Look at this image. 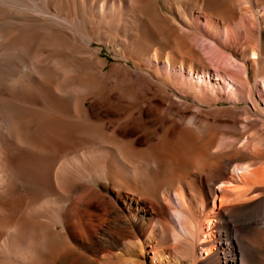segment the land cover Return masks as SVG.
<instances>
[{
  "label": "bare ground",
  "instance_id": "6f19581e",
  "mask_svg": "<svg viewBox=\"0 0 264 264\" xmlns=\"http://www.w3.org/2000/svg\"><path fill=\"white\" fill-rule=\"evenodd\" d=\"M262 157L264 0H0V264H264Z\"/></svg>",
  "mask_w": 264,
  "mask_h": 264
},
{
  "label": "rangeland",
  "instance_id": "374dc122",
  "mask_svg": "<svg viewBox=\"0 0 264 264\" xmlns=\"http://www.w3.org/2000/svg\"><path fill=\"white\" fill-rule=\"evenodd\" d=\"M200 45L202 46V43H199V45H198V47H200V49H201L202 47ZM211 45H213V43ZM216 45H218V46H216ZM101 46L103 48L102 55L104 57H108V59H110L109 60L110 63H116L115 48L114 47H107L106 45H101ZM213 47H215L217 49L219 48L218 50H220V48H221L218 43L214 44ZM236 51H238V47L236 48ZM207 55H208L207 66L209 67V70L212 72V74L216 73V69H223L226 67V65L224 63L223 64L222 63L220 64V62L218 63V61L215 58H213V56H211L210 54H207ZM182 98L187 99L183 96H182ZM227 105H229V104L228 103L222 104V106H227ZM210 115H212V113ZM217 117L220 121H223V122L228 121V118H229V116L224 115L223 112L221 113V115H217ZM138 134H140V133H138ZM239 136L240 135L237 134V137H239ZM250 164H251L250 168H249L250 170L244 171L243 172L244 174L243 173L242 174H238V173L232 174L229 172L228 173L229 175L227 177V179H229V180L224 181L225 182L224 186H221L220 182H216L213 184L214 195H212L209 198L208 205L205 208V211L207 210L206 212H209L208 214H210V216H206L207 218L208 217L210 218L211 215L215 213V210L216 211L219 210L222 206L233 204L235 202L238 203L240 200H241L240 202H242V200L247 201L246 199H248V200L250 199V195L248 196L249 192L247 194H244L243 191L246 190L247 188H249V186H250L249 183H250L251 177L253 179L256 177H257V179L259 177L264 179V157H262L261 159H255V160L253 159L250 161ZM193 171H194V169L192 170V172ZM248 172H251V173H248ZM231 174H232V176H231ZM213 218L214 217H211L209 219L210 221L207 224H203V226H204V227L202 226L203 227L202 228V230H203L202 234L203 235L201 234V236H200V239H202V240H199L198 243L201 244V242H206V240H211L212 238H214V235H215L214 227H213L214 225L212 224ZM205 247H206V250L204 251L202 249V252L206 255L211 250V247H210L208 242L205 244ZM150 260H151V254H150V256H148V261H150ZM182 261L185 264H191L192 263L188 257H184V259Z\"/></svg>",
  "mask_w": 264,
  "mask_h": 264
}]
</instances>
